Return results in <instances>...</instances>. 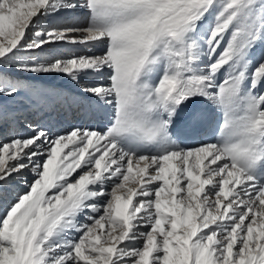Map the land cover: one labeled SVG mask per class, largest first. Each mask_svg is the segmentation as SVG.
I'll return each mask as SVG.
<instances>
[{
  "label": "snow or ice",
  "instance_id": "6c2138e0",
  "mask_svg": "<svg viewBox=\"0 0 264 264\" xmlns=\"http://www.w3.org/2000/svg\"><path fill=\"white\" fill-rule=\"evenodd\" d=\"M21 187L0 264H264V0H0Z\"/></svg>",
  "mask_w": 264,
  "mask_h": 264
},
{
  "label": "rangeland",
  "instance_id": "374dc122",
  "mask_svg": "<svg viewBox=\"0 0 264 264\" xmlns=\"http://www.w3.org/2000/svg\"><path fill=\"white\" fill-rule=\"evenodd\" d=\"M52 84H54L55 86H58V87H67L66 85L63 84L62 81H52L51 82ZM61 113H64V110H59L58 112H56L54 115H57V116H61L63 114ZM29 115V118L30 119H33L34 122H37V123H41L42 119H45V118H48L47 115H43V116H40V115H33L31 113L28 114ZM57 116H54V119L56 120L57 119ZM58 124H54L53 126L54 127H57L59 130H62L61 127L57 126ZM71 127L69 128H65V129H70ZM64 129V130H65ZM16 191H20V192H23V188H19V189H14L11 193V195L8 197V198H0V216H2L5 212V209L7 208L8 204L14 199L15 197V192Z\"/></svg>",
  "mask_w": 264,
  "mask_h": 264
},
{
  "label": "bare ground",
  "instance_id": "6f19581e",
  "mask_svg": "<svg viewBox=\"0 0 264 264\" xmlns=\"http://www.w3.org/2000/svg\"><path fill=\"white\" fill-rule=\"evenodd\" d=\"M61 114H63V115H61V116L60 115L59 116L54 115V116H57L56 120L55 119H49V117L42 119L41 124H47L49 126H53L54 124L55 125L58 124L57 126L61 127L62 130H64L65 128L73 127L74 125L80 123V121L73 119V118H70L65 111H64V113H61ZM93 126L94 127H103V125L99 124V123L93 124Z\"/></svg>",
  "mask_w": 264,
  "mask_h": 264
}]
</instances>
